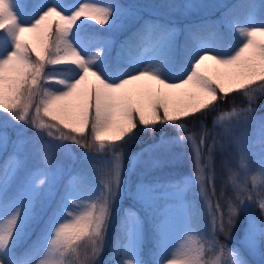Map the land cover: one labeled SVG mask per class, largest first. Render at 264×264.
<instances>
[{"label": "snow or ice", "instance_id": "obj_1", "mask_svg": "<svg viewBox=\"0 0 264 264\" xmlns=\"http://www.w3.org/2000/svg\"><path fill=\"white\" fill-rule=\"evenodd\" d=\"M222 7L226 11L219 25L189 30L181 58L176 55V29L156 22L145 23L134 34L140 55H131L133 46L125 42L113 57V41L104 33L118 30L133 15L119 0H0L4 152L7 129L19 126L12 151L0 164V264H99L118 216L111 264H251L245 254L258 251L264 264V223L250 212L256 204L264 216V119L255 172L243 138L234 141L238 171L223 162L224 185H231L232 196H226L224 186L216 195L213 153L224 145L216 136L207 143L212 132L205 121L200 120L198 143L195 134L183 135L189 118L206 117L218 102L242 94L248 107H233L212 120L213 128L223 127L217 136L230 134L232 121L255 119L251 104L264 94V0ZM29 126L35 136L25 135ZM158 126H168L176 135H162L132 154L128 172L147 163L145 154L152 167H159L155 153L184 143L192 149L194 172L166 182L141 181L131 193L151 217L148 259L144 220L131 208L122 215L119 209L125 145ZM70 145L81 153L74 155ZM57 153L70 164L90 163L91 174L66 166ZM33 157L38 163L30 167ZM194 188L204 201L208 230L200 224L195 200L187 198ZM38 208L47 213L46 219ZM241 214L246 225L239 245L220 243L217 235L230 239ZM41 220L36 240L19 252L24 237Z\"/></svg>", "mask_w": 264, "mask_h": 264}, {"label": "trees", "instance_id": "obj_2", "mask_svg": "<svg viewBox=\"0 0 264 264\" xmlns=\"http://www.w3.org/2000/svg\"><path fill=\"white\" fill-rule=\"evenodd\" d=\"M77 0H69V2L75 3ZM126 2L130 4H136L138 8L135 11V14L132 19L133 21L136 20L133 26L130 28H127L126 30H115L111 33H104V35L109 36V38L113 41V48H112V56L115 57L116 54L120 51L121 45L125 42H128L133 47L130 49V54L133 55L137 53L140 48L136 47L137 41L134 37V34L137 32L138 29H140L145 23L147 22H156L164 25H168L169 27H173L176 29V45H177V58L182 57V50L185 45L186 39L188 38V32L190 29L195 28L199 25H219V21L222 17V14L224 11H226L225 8L222 6L219 8L216 13L210 16H190L189 19L181 20L177 23H171L167 18L165 19L163 14L157 11V14L151 13V12H144L145 9L148 6H151V8L157 7V4L160 3L158 0H125ZM121 3V1L119 0ZM239 0H230L229 2H226L224 5H232L235 3H238ZM256 3H260V0H256ZM155 8L154 10H157ZM138 15V16H137ZM167 16V15H166ZM138 17V18H137ZM168 17V16H167ZM137 18V19H136ZM132 21V22H133ZM96 27L99 29L101 28L100 25H96ZM221 31H224V28H220ZM55 86V85H52ZM248 102L245 100L242 94H232L230 95L226 101L218 102V104L215 107V111L208 114L206 117L201 116L198 118H189L186 121V125L188 128V132L183 133V135H188L189 133L195 134L196 140L199 141L200 139V120H204L206 123L207 128L212 132V135H209L207 137V143L210 144L213 140V136H216V138L220 141L221 144L224 145L223 148H221L219 145L216 146L213 158H214V165H215V190L216 195L219 196L221 187L224 186L226 196H232L233 191L231 185H224V181L227 177V169L223 166V162L227 161L228 167L231 168L234 171H237L238 168V153L236 149L233 148L232 141L227 139L225 143H223V139L216 134L221 133L223 130V127H212V120L215 116H217L219 113H223L228 111L229 109L235 107L236 109H241L248 107ZM251 107L255 109L250 115H258V112L264 111V94L259 95L255 102L251 104ZM173 137L176 135V133L173 131L172 128L168 126H158L157 130L155 132H141L138 138L130 143L125 145V152L132 153L133 150L141 149L143 146H148L149 144H153L154 141L161 139V137ZM261 135L253 138H249L246 143L248 144V150H249V156L247 158L248 163L250 164L251 168L253 169V172L258 167V162L261 158V143H260ZM175 146H173L171 149H173ZM175 151V150H174ZM174 151H170L171 154H174ZM177 152V151H176ZM205 155L207 154V146H205L204 149ZM164 157L167 156L168 153L161 152V153H155L154 156ZM147 163H144L143 165L138 166L133 171V176L130 178L129 182L125 185V195L123 196L122 205L120 207L119 213L120 215L123 214L124 209L131 208L133 211H135L143 220H144V252L145 257L148 259H151V256L149 255L151 245H152V231H151V217L148 215V213L145 211L144 207L137 202L134 197L131 195V193L135 192L136 185L140 183L141 181L145 183H152L156 180H159L161 182H166L170 180H176L181 177L186 176H192L194 172L193 167V154L188 148H185L181 151V154L178 159L172 160V161H162L161 165L159 167H152L150 160H144ZM251 175V174H250ZM249 187H251V183H249ZM187 198L190 200H195L198 208L201 211V219L200 224L205 229H209V223H208V217L206 214H204V204L202 203V199L200 198L198 194V189H193L191 192L187 194ZM220 203L224 205V201L221 200ZM226 207V205H225ZM250 212L254 215V217L260 221L261 223H264V216L261 215L259 208L256 204L250 205ZM244 221V215L241 214L238 218L236 226L231 230V238L228 239L225 237L224 234H218L217 238L220 241V243H223L224 245H227L229 247H236L238 246L235 241L232 240L233 235H237L236 232L240 227H242ZM119 224V216L113 221V226L110 229L108 233L107 243H106V249L104 254L100 257L99 264H111V252L113 247V242L116 239L117 235V227ZM41 227V226H40ZM39 224H34L32 229L29 231L28 235L24 237L22 240L20 247L18 248V251L23 253L29 245L33 243V241L36 240V237L39 232ZM226 239V241H225ZM225 242V243H224ZM259 252L260 259L254 260L250 255L247 253L245 254V258L251 262V264H260L261 262V252Z\"/></svg>", "mask_w": 264, "mask_h": 264}, {"label": "rangeland", "instance_id": "obj_3", "mask_svg": "<svg viewBox=\"0 0 264 264\" xmlns=\"http://www.w3.org/2000/svg\"><path fill=\"white\" fill-rule=\"evenodd\" d=\"M120 1H121V4H123L128 9H130L133 13V15L124 22L123 26L118 29V30H120V29L126 30L127 28H130L131 26H133L134 23L136 22V20L133 21L134 19H132V18L134 15H136L135 11L138 8V6L136 4H130V3L126 2L125 0H120ZM229 1L230 0H158V2L160 4L159 5L157 4V7H158L157 10H154L157 7L152 9L151 6H148L144 12L145 13L151 12V13L157 14V11L159 10V12H161L163 14V16H165L164 17L165 19L167 18V20H169L171 23H177L181 20L189 19L190 16L200 17V16L213 15L214 13H216V11L219 10V8L222 5H224L226 2H229ZM76 2H79V0H77ZM185 5H192L193 7L186 8V7H184ZM141 51H142V49L140 48V50L137 53L133 54V56L140 55ZM144 54L148 55L149 53H144ZM4 116H5V114L0 113V123H2ZM251 117H255V119L250 118L247 122H245L243 120V118H241V121L238 124L236 123V121H232V124L234 126L231 128L230 134L219 136L223 139V143H225L227 141V139H229L232 141L233 148L236 149V144L234 142L236 138H243L245 141H248L249 138H253V137H257V136L261 135L260 121L262 119H264V111L258 112V115H251ZM18 129H19V126L18 127H9L7 129L8 136H9V144H8L7 152H4L2 149H0V164H2L3 161L7 158V155L11 153V151H12L11 141H14L17 138L16 133H17ZM0 131H3V129L0 128ZM222 132H223V130L221 131V133ZM25 135L28 137H32V136L36 135V132L33 128H31L29 126L26 128ZM159 141H160V139L154 141V143L159 142ZM196 141H197V143L199 142L198 140H196ZM32 144L34 146H37L35 141H33ZM70 147L73 149L74 155H79L82 151L81 149H79L75 145H70ZM147 147L148 146H145V147L143 146L141 149L133 150L132 153H130V152L124 153V162L123 163H124V168H125V184H124V191H123L121 201H120V207L122 205V200L124 198L123 196L125 195V187H126L125 185L129 182L130 178L133 176L132 174H133L134 169H136L140 165H143V164H137L136 167L131 172H128V169L132 168L131 156H132V154L138 153L142 149L147 148ZM185 148H188L192 153V149H191L190 145L188 143H184L181 146H175L173 149H170L169 151H167L166 152V153H168L167 156L160 157V155H158V156H154L153 158H159L161 160V162L164 160L170 162L172 160L178 159L180 154H181V151ZM170 151H174L175 153L171 154ZM236 151H237V149H236ZM56 157L58 160H63V162L65 163L66 166H70V167L74 168L75 170L84 168V169H87L89 171V174H91L92 170H91V164L90 163H87V162L81 163L80 161L77 160L74 163L70 164L69 161L64 159L60 153H57ZM102 159H104V158L98 157L97 161H100ZM143 159L148 160V161L150 160V158L147 154L144 155ZM37 163H38V157H33L32 160L30 161L29 166L31 167ZM149 163H151V162H149ZM237 171H238V168H237ZM239 179L240 180L244 179V176L242 173L239 176ZM248 181H249V183H251V175L248 176ZM202 203L204 204L203 200H202ZM44 204L47 205L46 200L44 201ZM38 211H40V214L43 217V219L47 218L46 212L40 210L39 208H38ZM251 215H253V214L251 213ZM42 223H43V220H41V222L39 223V228H40V226H42ZM208 223H209V218H208ZM245 225H246V217L244 216V221H243L242 227H240V229H238V231L236 232L237 235L232 236V240L235 241V243L237 245H239L240 238L243 234V228ZM39 231H40V229H39ZM225 241H226V239H225ZM248 255H250L254 260L260 259L259 252H257L256 254H248Z\"/></svg>", "mask_w": 264, "mask_h": 264}]
</instances>
